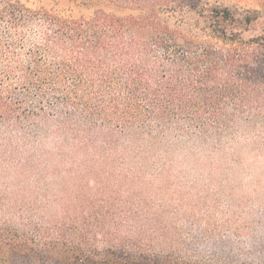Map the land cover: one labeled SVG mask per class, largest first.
Masks as SVG:
<instances>
[{
	"label": "trees",
	"instance_id": "obj_1",
	"mask_svg": "<svg viewBox=\"0 0 264 264\" xmlns=\"http://www.w3.org/2000/svg\"><path fill=\"white\" fill-rule=\"evenodd\" d=\"M20 1L0 0V264H200L161 210L182 155L264 148L255 42L226 34L227 9L192 39L153 0L150 16L46 22L28 46L43 20Z\"/></svg>",
	"mask_w": 264,
	"mask_h": 264
},
{
	"label": "rangeland",
	"instance_id": "obj_2",
	"mask_svg": "<svg viewBox=\"0 0 264 264\" xmlns=\"http://www.w3.org/2000/svg\"><path fill=\"white\" fill-rule=\"evenodd\" d=\"M151 1L20 2L43 20L41 28L34 22L31 24L27 34L29 46L44 41L48 22L57 23L59 18L80 22L95 16L137 18L140 12L146 16L158 14ZM162 3L161 9L166 11L165 15L160 14L163 27L176 30L177 26L184 35L205 42L210 41L206 35H212L211 30L218 23L214 17L216 10L227 9L235 21L223 26L226 34H239L245 44L255 42L258 55L264 56V0H162ZM258 146L259 142L239 141L233 148L216 153L189 152L182 155V164L170 179L169 186H175L178 192L177 200L173 198L162 207L161 212H165L162 216L171 226L178 248L200 264H212L205 263L208 260L264 264V148L260 150ZM161 196L164 200L170 198L165 191ZM55 261L40 253L17 260L19 264H60Z\"/></svg>",
	"mask_w": 264,
	"mask_h": 264
}]
</instances>
